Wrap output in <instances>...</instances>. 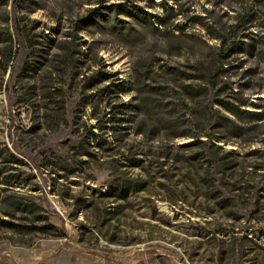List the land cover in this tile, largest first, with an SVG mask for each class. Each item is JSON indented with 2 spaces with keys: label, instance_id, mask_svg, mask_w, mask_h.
<instances>
[{
  "label": "rangeland",
  "instance_id": "rangeland-1",
  "mask_svg": "<svg viewBox=\"0 0 264 264\" xmlns=\"http://www.w3.org/2000/svg\"><path fill=\"white\" fill-rule=\"evenodd\" d=\"M136 2L155 16L167 15L165 4L173 7L172 32L119 38L96 27L78 29L94 0H46L25 16L12 5L0 8V48L7 30L14 44L7 70L0 72V162L8 160V173L20 175L0 176V188L35 200L46 216L39 224L55 225L30 232L0 227V264H264L263 143L227 144L240 152L236 178L247 186L233 217L199 196L183 163L159 165V141L132 128L113 134L107 125L110 103L131 102L127 84L135 55L151 51L184 67L191 51L164 50H219L215 36L236 38L241 46L232 47L233 39L225 43V50L240 51L223 62L231 82L222 96L231 100V90H239L249 100L264 98V0ZM32 50L48 51L42 72L59 115L51 125L27 101L26 90L43 76L22 71ZM130 150L151 172L145 189L123 187L146 175L129 165ZM192 150L173 153L183 157Z\"/></svg>",
  "mask_w": 264,
  "mask_h": 264
},
{
  "label": "trees",
  "instance_id": "trees-1",
  "mask_svg": "<svg viewBox=\"0 0 264 264\" xmlns=\"http://www.w3.org/2000/svg\"><path fill=\"white\" fill-rule=\"evenodd\" d=\"M45 1L0 0V8L12 5L14 10H21L25 16L30 11L44 7ZM94 1L95 4L88 12L77 20L78 29L89 30L96 27L119 38L135 37L137 32L144 30L163 34L172 32L169 20L176 13L167 4V15L155 16L136 0ZM151 4H154V0H151ZM8 14L7 12L5 18L7 21ZM201 23L207 26L205 22ZM7 32L9 36L6 43L0 48L1 74L7 70L14 55L13 33L9 30ZM215 37L222 42L219 50H164L170 54L191 51L192 58L184 67L167 64L162 61L161 56L151 51L135 55L132 78L127 84L128 89L134 93L131 102L110 103L107 125L113 134H117L121 128H132L135 134L147 141H159V165L162 166L167 161L183 163L187 168L185 179L198 190L199 196L207 199L219 210H227L228 215L233 216V208L239 205L247 186L241 185V178H236L235 170L241 165L238 157L240 152L235 147L228 148L227 144L260 141L264 145V98L257 96L258 98L249 100L243 98L239 90H231V100L222 96L231 82L227 74L230 69L223 62L231 53L240 50H225L226 41L233 39L232 37ZM203 41L208 43L204 39ZM231 45L239 47L240 40H231ZM254 51L249 50L252 54ZM47 55L48 51L44 53L32 50L24 61L22 71L29 74L40 72L43 75ZM51 88L43 75L38 84H33L25 92L30 96L27 98L28 103L41 109L42 121L47 125L54 123L59 116L53 111L56 102L52 96L56 93ZM56 121L59 126L60 120ZM179 138L191 140L175 144ZM175 148L193 150L189 155L181 157L173 153ZM129 152L126 156L130 159L129 165L144 168L143 158L134 156L131 150ZM14 157L17 163L23 162ZM7 161L5 159L0 162V176L7 174L14 179L20 177L19 174L8 173L10 168ZM144 169V177L132 178L130 184L123 187L128 190L145 189L151 172L148 168ZM117 187L115 190L119 191L120 187ZM6 190L7 188H0V227L19 232L55 227L52 223L39 224L46 216L40 213V205L35 200H30L18 191L15 192L17 194L3 193ZM235 217L242 218L238 214Z\"/></svg>",
  "mask_w": 264,
  "mask_h": 264
}]
</instances>
